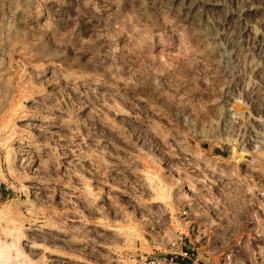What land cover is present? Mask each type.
<instances>
[{
  "label": "rangeland",
  "instance_id": "obj_1",
  "mask_svg": "<svg viewBox=\"0 0 264 264\" xmlns=\"http://www.w3.org/2000/svg\"><path fill=\"white\" fill-rule=\"evenodd\" d=\"M176 231L264 264V0H0V264Z\"/></svg>",
  "mask_w": 264,
  "mask_h": 264
},
{
  "label": "built area",
  "instance_id": "obj_2",
  "mask_svg": "<svg viewBox=\"0 0 264 264\" xmlns=\"http://www.w3.org/2000/svg\"><path fill=\"white\" fill-rule=\"evenodd\" d=\"M185 214L186 213L183 212L180 214V216H185ZM188 228L189 226L187 229ZM174 235L176 236H174L162 246L165 248L164 251H157L159 252V256H146L143 258L142 264H167V257L179 259L181 261H187L190 264H199L197 260L198 251L195 249L194 243L190 242L191 236L188 237L183 233H178V231H176ZM187 238H189V240ZM186 240L188 241L185 242ZM186 244H188V246Z\"/></svg>",
  "mask_w": 264,
  "mask_h": 264
},
{
  "label": "bare ground",
  "instance_id": "obj_3",
  "mask_svg": "<svg viewBox=\"0 0 264 264\" xmlns=\"http://www.w3.org/2000/svg\"><path fill=\"white\" fill-rule=\"evenodd\" d=\"M14 239H15V238H14ZM22 241H23V240H22ZM11 242H12V241H11ZM17 242H18V241H17ZM1 243H2V245L5 246L6 248H10V247L12 246L10 243H8V242H6V241H3V240H2ZM15 243H16V242H15ZM13 246H14V245H13ZM230 261H231V260L228 259V260H227V264L230 263Z\"/></svg>",
  "mask_w": 264,
  "mask_h": 264
},
{
  "label": "crops",
  "instance_id": "obj_4",
  "mask_svg": "<svg viewBox=\"0 0 264 264\" xmlns=\"http://www.w3.org/2000/svg\"><path fill=\"white\" fill-rule=\"evenodd\" d=\"M190 240H191V239H190ZM167 259H169V260L172 261V262L176 261V262H178V263H182V261L179 260V259H172V258H170V257H167Z\"/></svg>",
  "mask_w": 264,
  "mask_h": 264
}]
</instances>
